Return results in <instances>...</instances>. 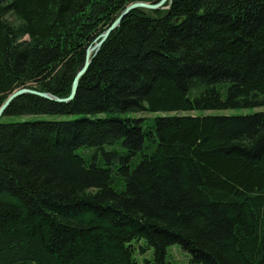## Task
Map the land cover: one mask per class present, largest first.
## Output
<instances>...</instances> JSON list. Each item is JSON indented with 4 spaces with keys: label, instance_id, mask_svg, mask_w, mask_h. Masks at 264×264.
<instances>
[{
    "label": "trees",
    "instance_id": "1",
    "mask_svg": "<svg viewBox=\"0 0 264 264\" xmlns=\"http://www.w3.org/2000/svg\"><path fill=\"white\" fill-rule=\"evenodd\" d=\"M158 1L0 0V106L67 98L122 10ZM164 7L122 19L70 102L5 110L76 117L0 118V264H136L141 240L155 264H264V112L211 113L264 106V0Z\"/></svg>",
    "mask_w": 264,
    "mask_h": 264
},
{
    "label": "water",
    "instance_id": "2",
    "mask_svg": "<svg viewBox=\"0 0 264 264\" xmlns=\"http://www.w3.org/2000/svg\"><path fill=\"white\" fill-rule=\"evenodd\" d=\"M167 2L169 3L170 0H160L155 4H151V3H147V2H136V3H132L128 6H126L122 10V12L113 20V22L107 27V29L99 35V37L97 38L98 42H96L93 46L89 47L86 50L84 63L82 65L81 69L76 73L75 77L73 78V81L71 83V91H70V94L67 98H57V97L51 96L47 93L37 92V91L27 89V88H21V89L14 91L13 93H11L7 97V99L4 101V103L0 106V118L2 117L5 110L8 108V106L10 105V103L14 99H16L17 97H20L22 95H25V94L35 95V96L41 97L43 99L55 101L58 103H68L71 100H73V98L75 97L76 91H77L79 80L87 71L92 57L97 52V50L99 49L101 44L107 39L109 34L112 31H114L120 25V22L122 21V19L125 18L129 12H131L135 9H145V10H150V11H157V10L166 9L168 7H164V5Z\"/></svg>",
    "mask_w": 264,
    "mask_h": 264
},
{
    "label": "rangeland",
    "instance_id": "3",
    "mask_svg": "<svg viewBox=\"0 0 264 264\" xmlns=\"http://www.w3.org/2000/svg\"><path fill=\"white\" fill-rule=\"evenodd\" d=\"M254 111H262L264 112V106L263 107H258L250 110H225V111H213L211 112L212 114H248L252 113ZM98 117H104V116H109L107 114H101V115H96ZM122 116V114H120ZM128 116L132 118H138V117H148L151 115H146V114H134V113H128ZM155 115H152L153 117ZM76 116H55V115H35V116H17V117H2L1 122H18V121H25V120H68L75 118ZM80 117V116H78ZM92 117V116H89ZM144 242L143 240L139 241L138 243H133V246H135V251H134V259L136 261V264H155L153 262V257H152V250L147 251L145 254H141L139 252V247L143 246ZM166 261L171 263V264H189V257L188 255L181 250V248L178 245H172L168 247L167 249V255H166Z\"/></svg>",
    "mask_w": 264,
    "mask_h": 264
}]
</instances>
